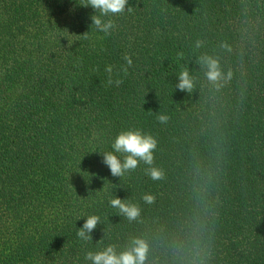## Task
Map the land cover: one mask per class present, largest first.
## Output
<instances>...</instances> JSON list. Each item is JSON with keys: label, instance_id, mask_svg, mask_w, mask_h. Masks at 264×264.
<instances>
[{"label": "trees", "instance_id": "1", "mask_svg": "<svg viewBox=\"0 0 264 264\" xmlns=\"http://www.w3.org/2000/svg\"><path fill=\"white\" fill-rule=\"evenodd\" d=\"M86 3L0 0V264H91L133 239L143 264H264V0H128L108 35ZM129 129L157 140L162 180L103 163Z\"/></svg>", "mask_w": 264, "mask_h": 264}, {"label": "clouds", "instance_id": "2", "mask_svg": "<svg viewBox=\"0 0 264 264\" xmlns=\"http://www.w3.org/2000/svg\"><path fill=\"white\" fill-rule=\"evenodd\" d=\"M128 5V0H87L82 6L91 8L95 14L91 16L92 25H95L97 30L110 34V30L115 27L112 19L105 17L115 16L124 13ZM131 7H127V11H131ZM98 13V14H97ZM85 34V33H84ZM199 47V41L197 42ZM179 58H183V53L177 54ZM128 66H131L132 61L125 56ZM201 63L206 68L205 76L213 83L219 82L223 78L219 63L211 56L201 57ZM123 71L127 73V68ZM112 83L111 80L108 81ZM117 84L121 81H116ZM193 87L192 79L189 76L188 70L183 68L178 74V83L176 88L180 91L190 92ZM160 123H167L169 117L167 115H159L157 117ZM113 151L99 152L103 156V163L107 165L110 172L115 177H122L125 173L134 171L139 162L148 165L144 169L145 175L152 180H162L165 176L164 170L154 165V150L157 147V140L151 135L143 133L140 129H129L121 131L111 145ZM114 153L119 154L116 155ZM122 157V159H121ZM142 199L145 203H153L155 197L151 194H144ZM111 207L118 210V214L125 216L128 220H133L140 214V208L137 204L122 200L115 196L109 201ZM100 223L98 215H89L84 218L82 227L78 228L77 236L83 240H91V232ZM147 252V245L143 240L133 239L131 246L124 251L117 252L116 245L109 244L100 251H88L85 259L91 264H143Z\"/></svg>", "mask_w": 264, "mask_h": 264}]
</instances>
